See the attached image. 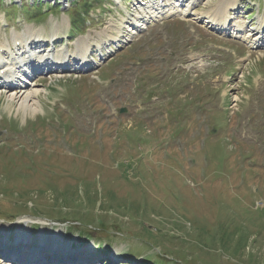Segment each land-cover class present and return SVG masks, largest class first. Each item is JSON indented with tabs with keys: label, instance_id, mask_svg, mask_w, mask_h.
<instances>
[{
	"label": "rangeland",
	"instance_id": "374dc122",
	"mask_svg": "<svg viewBox=\"0 0 264 264\" xmlns=\"http://www.w3.org/2000/svg\"><path fill=\"white\" fill-rule=\"evenodd\" d=\"M75 1L61 12L31 7L30 0H22L21 8L0 0V14L7 16L5 26L0 22L1 44L11 45L13 32L27 27L39 30L27 28L20 37L42 30L50 37L55 26L59 32L68 28L70 18L72 38L62 45L69 50L86 28L113 24L116 32L122 22L131 30L141 15L128 0L114 8L108 0ZM224 1L199 0L192 17L191 11L184 20L129 32L131 43L120 44L113 61L94 72L106 80L102 86L93 67L80 75L63 69L37 78L34 73L33 85L42 89L35 114H24L1 90L0 208L30 211L8 219L14 223L0 214V234L26 231L54 243L69 238L92 256L93 248L104 245L94 258L99 264H106V252L115 264L160 263L158 255L172 264H264V42L250 49L233 34L207 30L203 17L208 21L206 14ZM242 5L232 22L243 20L249 28L258 8ZM92 8L103 16L89 20ZM147 8L141 18L146 23L163 17L152 19L156 13ZM165 12V18L177 16L168 6ZM104 33L98 41L111 37ZM190 50L207 61L191 59ZM62 103L66 112L59 109ZM110 107L129 110L113 116ZM47 209L51 213L44 214ZM20 243L17 238L9 246ZM59 250L6 255L9 262L1 250L0 264H82L73 255L54 256ZM128 253L135 254L131 263Z\"/></svg>",
	"mask_w": 264,
	"mask_h": 264
},
{
	"label": "bare ground",
	"instance_id": "6f19581e",
	"mask_svg": "<svg viewBox=\"0 0 264 264\" xmlns=\"http://www.w3.org/2000/svg\"><path fill=\"white\" fill-rule=\"evenodd\" d=\"M168 1H169L168 7L170 8V10H172V16L177 15L180 18H184L190 15L191 13V11H189L190 10L189 8L191 7V1H196V0H175V1L168 0ZM232 7H234L233 10L236 9L237 7H239V3L236 0H226L224 2H221L215 11L206 14L207 17L210 16L208 17L209 23H211L212 26L218 29H222L225 26L223 28L224 31L228 30L230 32V29H232L233 36L238 38L240 41L246 40L247 44L250 47L259 44L262 41V36H264V15L260 16L257 27L252 28V30L247 31L245 27V22L243 21H238L235 23V25L233 24L234 26L233 29L228 27V23L232 22L235 19V17L231 15L229 12V9ZM149 12L156 13V15L152 19H158L161 16L164 17L167 14L164 11L162 15L158 12L157 9L152 8L150 6H149ZM143 14H147V11ZM136 22L138 23L134 22V24L132 25L133 28L130 31L131 36L138 34V31L143 27L145 28L147 24L146 20H141ZM65 25H66L65 22H63L61 26L63 27ZM54 28L55 30H53L50 38L43 40L42 38H45L43 36L44 35L43 31H39L37 33L32 31L31 34L29 33L30 37L28 38H22L17 33L14 32L12 35L14 48H12L10 44L4 47L0 42V95L2 94L1 90H3L4 92L6 91L7 92L6 94L9 95L8 96L9 101H11V103H16L18 105V109L23 110L24 114H27L28 112L31 114H35L40 109L41 103L39 100V96L42 92V89L35 88V86L33 85L32 76L39 69H41L43 63H46L44 61L46 55H40L35 52H31V54L24 53L22 55L21 46L25 45V43L27 42H29L30 45H35L36 39L41 43L53 42L54 40L57 39L56 37L61 33L58 30V26H55ZM103 34L106 35L104 32ZM121 35L122 32L120 31L118 35L107 37L108 39L105 38L106 40L105 42H109V41L119 42V38L122 37ZM84 39L76 41L75 43L77 46V52H78V47H80L79 50L81 53H83L86 50L82 58H81L82 54L79 56V62L82 63L85 61L84 59L87 56V53H89L88 49L91 48L90 43L88 45H84L83 43ZM99 39H101V37ZM103 43L104 41L102 40L97 42V46L99 49H101ZM65 53L66 50L65 51L61 50L60 52H58V54H53V57H50L49 59H53V63L57 64L61 61ZM28 59H33L35 63L29 64L26 61ZM45 67H47V65ZM54 70L56 72L62 71L59 68H54Z\"/></svg>",
	"mask_w": 264,
	"mask_h": 264
},
{
	"label": "trees",
	"instance_id": "16d2710c",
	"mask_svg": "<svg viewBox=\"0 0 264 264\" xmlns=\"http://www.w3.org/2000/svg\"><path fill=\"white\" fill-rule=\"evenodd\" d=\"M11 205H7L5 208H0L2 210V212L0 211V214H4V218L5 220H8V219H16L17 217H20L18 214L24 209V211H30V209L24 207L23 209L19 207H14L13 209L9 208ZM4 209V210H3ZM48 210V209H47ZM46 213L44 214H47L48 213H51V210H48V211H44ZM50 220H52V218H49ZM52 221H55V220H52ZM101 251H105L106 249L105 248H100ZM131 256H135V254H130L129 255V258H131ZM156 260L160 263H156V262H152V260H150V262H148L149 264H172V261L166 257V256H161V255H158ZM147 263V264H148Z\"/></svg>",
	"mask_w": 264,
	"mask_h": 264
}]
</instances>
